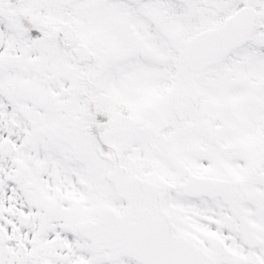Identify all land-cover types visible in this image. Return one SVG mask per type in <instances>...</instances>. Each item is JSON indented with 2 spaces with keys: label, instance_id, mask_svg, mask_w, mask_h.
I'll return each instance as SVG.
<instances>
[{
  "label": "snow or ice",
  "instance_id": "obj_1",
  "mask_svg": "<svg viewBox=\"0 0 264 264\" xmlns=\"http://www.w3.org/2000/svg\"><path fill=\"white\" fill-rule=\"evenodd\" d=\"M0 264H264V0H0Z\"/></svg>",
  "mask_w": 264,
  "mask_h": 264
}]
</instances>
